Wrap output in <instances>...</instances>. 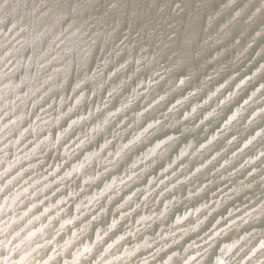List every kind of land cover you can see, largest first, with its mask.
Returning <instances> with one entry per match:
<instances>
[{"label":"rangeland","instance_id":"1","mask_svg":"<svg viewBox=\"0 0 264 264\" xmlns=\"http://www.w3.org/2000/svg\"><path fill=\"white\" fill-rule=\"evenodd\" d=\"M0 264H264V0H0Z\"/></svg>","mask_w":264,"mask_h":264}]
</instances>
